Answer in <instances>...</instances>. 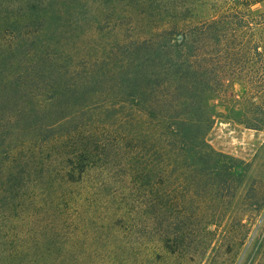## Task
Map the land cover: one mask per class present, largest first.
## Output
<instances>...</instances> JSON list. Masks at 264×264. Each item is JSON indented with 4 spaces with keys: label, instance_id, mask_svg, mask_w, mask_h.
<instances>
[{
    "label": "trees",
    "instance_id": "trees-1",
    "mask_svg": "<svg viewBox=\"0 0 264 264\" xmlns=\"http://www.w3.org/2000/svg\"><path fill=\"white\" fill-rule=\"evenodd\" d=\"M227 95L264 129V0H0V264H264Z\"/></svg>",
    "mask_w": 264,
    "mask_h": 264
},
{
    "label": "rangeland",
    "instance_id": "rangeland-1",
    "mask_svg": "<svg viewBox=\"0 0 264 264\" xmlns=\"http://www.w3.org/2000/svg\"><path fill=\"white\" fill-rule=\"evenodd\" d=\"M230 92L244 94V87L232 84ZM227 96H218L210 99L212 108L218 115L208 133V142L216 150H220L250 164V176L264 184V129L256 130L226 119L231 107ZM223 115V116H222ZM243 196V192L240 193Z\"/></svg>",
    "mask_w": 264,
    "mask_h": 264
}]
</instances>
